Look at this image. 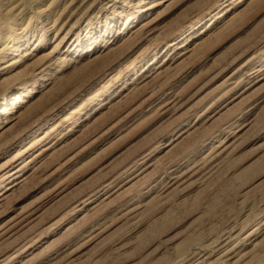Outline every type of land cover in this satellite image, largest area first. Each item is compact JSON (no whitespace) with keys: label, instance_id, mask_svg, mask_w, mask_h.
I'll return each mask as SVG.
<instances>
[{"label":"rangeland","instance_id":"obj_1","mask_svg":"<svg viewBox=\"0 0 264 264\" xmlns=\"http://www.w3.org/2000/svg\"><path fill=\"white\" fill-rule=\"evenodd\" d=\"M0 264H264V0H0Z\"/></svg>","mask_w":264,"mask_h":264}]
</instances>
